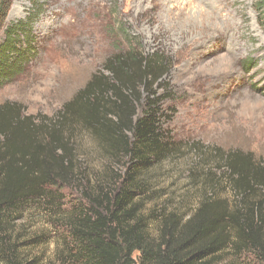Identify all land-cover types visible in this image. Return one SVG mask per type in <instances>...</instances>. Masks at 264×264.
<instances>
[{"label":"rangeland","instance_id":"374dc122","mask_svg":"<svg viewBox=\"0 0 264 264\" xmlns=\"http://www.w3.org/2000/svg\"><path fill=\"white\" fill-rule=\"evenodd\" d=\"M95 1L68 2L73 32L62 27L60 0L12 2L0 30V51L6 49L9 29L15 35L22 25L14 47L7 44L21 59L18 72L0 84V105L19 103L28 116L54 118L94 75L107 74L114 55L136 48L144 56H162L167 75L153 91L166 113L164 137L174 148L182 145L183 154L151 167L145 177L143 216L154 237L157 213H182L186 223L202 197L188 174L196 155L187 147L238 150L264 161V13L258 0ZM64 12L69 20L70 11ZM72 143L93 194L100 183L107 187L120 167L126 171L89 134L76 132ZM75 192L50 190L45 199L8 217V233L25 259L75 264L65 222L71 207L83 203ZM215 264L257 261L248 252L228 249Z\"/></svg>","mask_w":264,"mask_h":264},{"label":"trees","instance_id":"16d2710c","mask_svg":"<svg viewBox=\"0 0 264 264\" xmlns=\"http://www.w3.org/2000/svg\"><path fill=\"white\" fill-rule=\"evenodd\" d=\"M13 1L0 0V30ZM258 2L264 13V0ZM22 28L15 35L9 29L0 51V84L19 70L21 57L11 48ZM166 66L162 56L131 48L109 58L107 74L94 75L54 118L28 116L19 103L0 105V264H39L11 240L8 217L64 188L83 202L65 217L75 264H215L228 249L264 264V161L251 153L187 147L196 155L188 174L202 188L199 204L186 223L182 213H157L155 236L149 232L141 199L149 192L145 177L183 154L182 145L174 148L164 137L166 113L153 91ZM78 131L126 168L115 171L107 187L100 183L96 194L72 143Z\"/></svg>","mask_w":264,"mask_h":264},{"label":"bare ground","instance_id":"6f19581e","mask_svg":"<svg viewBox=\"0 0 264 264\" xmlns=\"http://www.w3.org/2000/svg\"><path fill=\"white\" fill-rule=\"evenodd\" d=\"M69 1H71V0H60V8H61V17L63 18V22L65 23V24H62V27L68 32V31H71V32H73V29H72V27H73V23L70 21V19L73 17V13L71 12V10H68V9H70L69 8V6H68V2ZM95 3H97V0L95 1ZM88 7H90V6H88ZM90 9L91 8H88L87 9V13L89 14V12H90ZM64 11H70V18H69V20H67V18H66V13L64 12ZM161 22V21H160ZM213 26L215 25V24H212ZM215 27V26H214ZM210 29L212 28V27H209ZM209 29V30H210Z\"/></svg>","mask_w":264,"mask_h":264}]
</instances>
